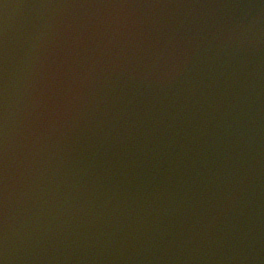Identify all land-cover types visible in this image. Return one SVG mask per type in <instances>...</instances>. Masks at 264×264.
<instances>
[{
  "label": "clouds",
  "instance_id": "obj_1",
  "mask_svg": "<svg viewBox=\"0 0 264 264\" xmlns=\"http://www.w3.org/2000/svg\"><path fill=\"white\" fill-rule=\"evenodd\" d=\"M0 4V264L264 260V0ZM11 7L37 9L18 66Z\"/></svg>",
  "mask_w": 264,
  "mask_h": 264
},
{
  "label": "water",
  "instance_id": "obj_2",
  "mask_svg": "<svg viewBox=\"0 0 264 264\" xmlns=\"http://www.w3.org/2000/svg\"><path fill=\"white\" fill-rule=\"evenodd\" d=\"M4 3L11 5H33L39 3L40 0H3ZM205 2L212 3H233V4H253L259 3V0H205ZM37 9L32 7H11L7 10L8 15V40H9V60L13 65H19L25 54V37L27 35L30 22L36 17ZM4 17L3 4H0V24H2ZM2 36V32H0ZM261 63L264 65V57L261 58ZM264 72V67H262ZM264 85V81H262ZM101 93H106L110 99H115L120 103H126L128 100H133V105L143 108L146 104L154 102L159 99L157 93L147 86L139 85L135 81H127L124 79H113L105 81L98 89ZM264 99V98H262ZM167 102V101H165ZM80 133L69 131L67 138L64 141L65 147H77V141ZM262 207H264V200H262ZM264 232V227H262ZM255 264H264V260L255 262Z\"/></svg>",
  "mask_w": 264,
  "mask_h": 264
}]
</instances>
